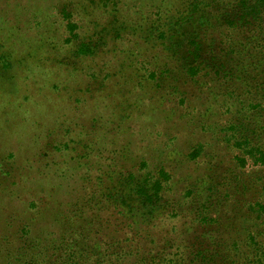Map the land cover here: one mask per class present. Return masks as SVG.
<instances>
[{
    "label": "rangeland",
    "instance_id": "374dc122",
    "mask_svg": "<svg viewBox=\"0 0 264 264\" xmlns=\"http://www.w3.org/2000/svg\"><path fill=\"white\" fill-rule=\"evenodd\" d=\"M211 1L0 0L1 241L25 251L55 237L73 261L98 256L102 240L128 259L140 245L173 255L200 210L222 215L224 237L243 236L244 203L255 188L264 200V180L252 186L255 170L236 159L254 111L227 64L204 68L205 47L196 57L199 23L182 24ZM229 28L213 31L218 54L264 39ZM193 57L205 62L191 77L182 67ZM159 170L171 179L157 196Z\"/></svg>",
    "mask_w": 264,
    "mask_h": 264
},
{
    "label": "trees",
    "instance_id": "16d2710c",
    "mask_svg": "<svg viewBox=\"0 0 264 264\" xmlns=\"http://www.w3.org/2000/svg\"><path fill=\"white\" fill-rule=\"evenodd\" d=\"M223 2L224 0H212L209 11H205L202 18L195 21L189 15L182 24L192 22L194 25L199 23L198 25L201 26L198 36L199 43L195 44L194 51L196 57L203 56L205 47L210 50L211 54L207 56V65L204 68L216 71L218 70L216 64L221 65L222 63V68L227 64L226 68L233 71L240 81L237 86L241 93L246 95L244 100L247 105H252L255 116L251 117V122L254 123L253 128L243 132L237 131L239 134L237 140H240L239 145L241 146L237 147L241 151L236 159L241 170L245 171L248 168L255 170L256 176L252 179L253 186L254 183L257 184V181L264 180V39L259 40L257 44L256 41H252L250 46H254L253 48L245 46L240 51H221L218 54L215 46L216 41L212 38V34L217 25L226 26L228 29L233 27L246 33H261L264 31V0H228L227 7L219 14L217 11L218 4ZM197 9L198 7H195L194 11ZM206 13L208 15H205ZM66 20L68 33L73 35L77 26L73 24L71 17L66 18ZM207 35L211 37L209 44L207 43L209 40ZM229 42L230 40L226 38V43ZM89 52V50L81 49L79 54L89 55ZM196 57L192 59L196 65H191V60L187 59L185 66L182 67V70H185L191 77L197 74L201 68L200 64L205 62V59L199 60ZM4 59L6 58L1 60ZM238 96L240 98V94ZM154 175L151 190L154 195L158 196L164 187L169 186L171 176L163 170H159ZM250 176L252 175L250 174ZM234 177L236 178L234 183L237 187H241L243 181L242 191L244 193L252 190L248 188L249 183L244 181L240 174H236ZM225 180L227 179L221 180L223 185L226 183ZM260 184L261 189H264V182ZM238 190L240 191V189ZM255 191L256 188L254 193ZM254 193H251L250 201L244 203L243 208L244 211L251 212L250 217L245 218L242 213L239 225L236 223L235 233L243 231V236L239 235L235 238L227 233L226 240L221 235L224 233L221 231L223 230L222 215L216 216L209 210L198 212L195 216L194 226L197 231L198 229L201 230L202 235L212 234L214 236L211 235L210 237L215 238V244L212 247L203 242H198L196 231L191 238L192 241L183 246L179 245L180 247L175 249L173 255L165 249H151L140 245L141 247L137 248L135 253H131L130 259H128L126 256L119 255L118 247L110 250L108 249L109 243L102 240L101 252L98 256L82 254L81 259L83 261H73L71 255L61 252L59 242L55 237L39 243L36 250L27 246L25 251H19L20 239L17 240L14 249L12 248L14 244L12 237L10 242L8 241L9 237H6L2 241L0 240V264H124L125 262L130 264H264V200L262 198V200L260 198L255 199ZM233 224L235 221L232 222ZM228 237L232 242H229L228 246H224L228 242ZM87 238L88 236L82 237V240L86 241ZM41 245H44L42 251ZM47 249H49L48 252L52 251L49 255H47Z\"/></svg>",
    "mask_w": 264,
    "mask_h": 264
}]
</instances>
